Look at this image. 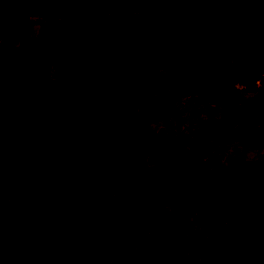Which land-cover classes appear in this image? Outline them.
Returning a JSON list of instances; mask_svg holds the SVG:
<instances>
[{
  "label": "trees",
  "instance_id": "obj_1",
  "mask_svg": "<svg viewBox=\"0 0 264 264\" xmlns=\"http://www.w3.org/2000/svg\"><path fill=\"white\" fill-rule=\"evenodd\" d=\"M6 1H0V19L9 20L11 36L23 35L25 40L56 35L64 44L69 27L78 21V25L91 23L79 20L85 17L79 12L78 0ZM137 1L141 9L146 8L144 20L139 22L131 16L114 22L121 27L128 26V21L136 22L135 26L140 25L137 31L142 32L148 18L173 15L179 10L171 24L197 27L193 33L188 31L189 26L185 30L178 28L182 34L177 38L182 45L177 48L183 61L197 62L200 56L215 59L224 51L239 56L242 47L250 46L247 35L251 24L242 13L234 11L239 9L234 0ZM95 4L93 1L90 6ZM246 8L258 16L259 41L253 46L254 54L264 56V0L258 6L250 2ZM66 13L75 17L58 18ZM90 13L99 16L105 11ZM64 24L66 28L62 29ZM52 25L57 26L49 29ZM5 61L0 56V264L21 254L32 264H128L124 252L114 246L136 237L146 242L139 248L145 262L138 264H177L180 258L172 261L163 255L175 252L174 242L169 239L173 230L169 224L161 225L165 221L162 210L155 214L149 210L156 208L153 201L157 198L166 203L172 195L197 208L200 200H217L233 217H243L254 197L253 167H234L227 179L217 172L189 170L185 162L175 160L156 140L125 123V117L113 104V95L120 89L111 85L116 75L110 78L107 91L98 92L71 82L36 77L22 56ZM252 77V70L246 67L241 80L251 84ZM24 87L44 89L53 96L85 97L88 114L83 111L65 119L43 100L22 104ZM13 89H19L18 95L11 106L5 105L4 92ZM40 139L55 142L41 146ZM135 147H148L158 157V167L151 177H144L146 173L132 176L138 172L133 163ZM130 176L143 180L145 193H129V188L121 186ZM141 195L146 202L138 199ZM153 219L157 224L151 227ZM150 228L157 230L159 237L153 234L149 238L146 231ZM256 235L249 229L238 236L239 246L231 250L221 242L224 239L213 240L207 247L211 256L205 258L204 264H244L248 250L252 256L257 252L254 249L262 247ZM87 242L100 243V247L79 260L67 258L71 248Z\"/></svg>",
  "mask_w": 264,
  "mask_h": 264
},
{
  "label": "rangeland",
  "instance_id": "obj_2",
  "mask_svg": "<svg viewBox=\"0 0 264 264\" xmlns=\"http://www.w3.org/2000/svg\"><path fill=\"white\" fill-rule=\"evenodd\" d=\"M0 1L7 3L6 0ZM93 1L96 4L90 6ZM78 2L79 12L85 17L79 20L91 23L78 25L81 22L78 21L69 27L64 44L56 35L42 40L35 37L25 40L23 35L11 36L9 20L0 19V56L6 60L5 63L8 59L22 56L36 77L51 81L71 82L98 92L118 85L120 89L113 95V104L125 117V123L156 140L175 160L185 162L189 170L217 172L222 179H227L234 167L251 165L254 182L251 195L254 197L245 207L243 217H233L231 212L222 209L217 200H200L197 208L188 206L182 197L176 195L166 198V203L164 199L157 198L153 201L156 208L149 210L154 214L162 210L165 221L161 225L169 224L171 232H174L169 239L174 242L175 252L172 255L163 253L166 259L177 261L180 258L181 262L177 264H204L205 258L211 256L207 247H211L213 240L224 239L221 242L228 244L231 250L239 246L238 236L250 229L257 233L262 247L254 249L257 252L252 256L251 249L248 250L244 264H264V56L254 54L253 46L259 41L258 16L246 8L250 2L258 6L261 0L233 2L239 4V9L234 11L242 13L251 24L247 35L250 46L242 47L239 56L224 51L215 59L200 56L197 62L183 61L177 48L178 44L182 45L177 38V34H182L178 32L179 27L185 30L189 26L190 33L197 29L190 24H171L170 20L179 15V10L173 15L168 13L148 18L143 23L145 29L138 32L140 25L135 26L136 22L128 21V26L121 27L114 21L127 20L131 16L139 22L144 20L142 17L147 11L146 8L141 9L139 1ZM95 10L105 13L92 15L90 12ZM71 17L75 16L70 13L58 16L62 20ZM246 55L249 58L246 59ZM246 67L253 73L251 84L241 80ZM115 75L116 82L109 86L110 78ZM18 90L4 92L5 105H12ZM21 93L22 104L27 100L32 104L43 100L65 119L85 111L88 103L85 97L53 96L44 89L35 91L24 87ZM53 142V139L48 142L40 139L39 144L46 146ZM134 150L136 158L133 163L137 165L138 172L132 176L141 177L146 173L144 177H151L158 167V157L148 147H135ZM138 177L124 179L121 186L129 188V193L136 190L145 193L142 187L146 184H142L143 180ZM138 199L146 202L143 195ZM156 224L153 219L151 227ZM152 230L146 231L149 238L157 234V230ZM143 245L146 242L136 237L125 239L114 247L124 252L128 264H138L145 262L139 249ZM99 247L100 243L80 244L70 249L67 258L79 260ZM213 253L218 254L217 251ZM6 264L32 263L21 254Z\"/></svg>",
  "mask_w": 264,
  "mask_h": 264
}]
</instances>
